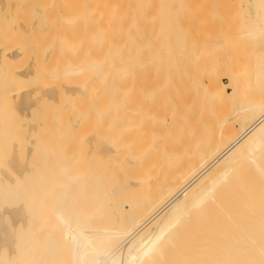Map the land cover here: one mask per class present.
Segmentation results:
<instances>
[{
	"label": "bare ground",
	"instance_id": "bare-ground-1",
	"mask_svg": "<svg viewBox=\"0 0 264 264\" xmlns=\"http://www.w3.org/2000/svg\"><path fill=\"white\" fill-rule=\"evenodd\" d=\"M5 1L9 3V1ZM24 1H26V4H29L28 1L30 2V0ZM32 1L35 0H31V2ZM72 1L76 0H63V3L67 5H63L62 2L59 1L63 5L61 8V4L59 5L58 2L57 5H59V8H63V10H67L66 12H68L66 15H64V11L59 12L64 15L63 18L68 19V17L72 16L74 14L73 12H75V10L72 11L73 8L75 9L77 6V8L79 7L81 9L85 3L80 0V3H84L79 6L76 2L71 4ZM86 1L89 2L90 0ZM100 1L103 3L102 8L100 3L93 4L97 2L96 0H93L91 4L94 6L100 5V10L103 9V7L108 9L109 12L107 15L105 14L107 18H104L105 16L102 12L100 14H102L103 17L99 14V19L97 17V20L96 16L100 11L95 13L96 10L94 9L98 7L93 8L94 6L90 3H88V6L86 4V7H83L85 9L82 10L85 11L87 7H91L93 12L90 11L95 14L94 18L96 19L95 21L93 17L91 18V16H93L91 13V22L92 19L93 22L102 21L103 25L105 23V27L107 26L111 29L107 30L106 27V29L103 30L105 27H101L102 23L97 22V24H101L99 33L101 32V34H103L104 31V36L107 31L112 33V30H120L121 24L119 23H121L122 20L124 21V18L122 15V17L120 16L118 10L120 6L123 7V5L131 7L134 0H99V2ZM6 2L4 4H6ZM41 2L43 1L41 0ZM41 2L39 4H41ZM242 2L245 4V9L243 11L247 22L246 24L248 25V30L245 35L255 40L258 38L264 40V0H242ZM22 3L24 5V2ZM45 3H50V1L47 0ZM51 3H53V5L55 4L54 1ZM77 3L80 4L79 2ZM135 3L136 2H134V4ZM20 4L17 3L14 7ZM7 5L8 4L4 7H9V5ZM57 5L55 4L54 6ZM42 6L44 5L42 4ZM54 6H52L50 10H53ZM35 7L37 8V6ZM18 8H20V6ZM40 8L38 7V9ZM43 9L45 12L44 15H46L48 10H45V8ZM54 9L56 10V8ZM128 9L126 12L129 15ZM14 10L15 9H13V11ZM82 10L79 11L80 13L77 11L76 14H84L85 16L88 13V9L84 13ZM5 11L7 10H4V12ZM17 11L18 10L14 13ZM9 12L11 13V11ZM9 12L7 11V13ZM56 12H58V10ZM69 12L72 15H70ZM123 12L126 13L124 9ZM57 16L58 15H56V17ZM80 16H74L78 19L72 16L74 19L73 21L75 22V20H77L79 24L72 22V17H70L69 21L81 27L80 23L84 22L86 16L83 20L80 19ZM103 18L105 20H103ZM90 19L89 17L87 18L89 22ZM120 19L121 22H119ZM95 22L92 24V27L94 25L96 28L97 24L95 25ZM126 22H124V24ZM85 23L86 25L88 24L87 21H85ZM61 25H63V22ZM61 25L58 26L61 27ZM74 25L72 26L74 27ZM23 26H26L25 22ZM64 27L66 28L64 29L65 32V30L71 26L68 28L67 26ZM78 27L75 28L78 29ZM72 29L71 27L68 30L72 32ZM80 29L81 28H79V30ZM101 29L103 31H101ZM118 30L116 34H109L119 36L113 41L111 39L108 40L106 35L102 38L100 34L98 37L99 39L100 37L101 40L104 38L107 39L103 41L99 40L103 43V45H101L102 47H98L100 43L96 45V41L93 42L91 47L90 44L92 42L90 44L87 43L82 36H85L86 32L79 34L84 38L81 39V41L89 45L85 44L87 50L84 52H86L87 55L82 53V56L85 55V58L81 56V53L78 54L80 47L83 48L84 46L79 47V45H81L80 38H78L79 42H77V38L75 37L77 32H74L75 34L71 33L74 37H72L73 39L71 38L73 41L71 39H69V41L71 40L74 43L77 42L75 47L76 45L78 47L77 50H73L71 47V51H78L77 54L74 52V55L76 54L75 56L79 55L82 57L79 61L77 60L79 63H76L77 65L71 64V62L73 63L75 60H72L75 56L73 55L72 57L68 55V58L70 57L72 61L68 60L71 61L70 66L66 67L68 62L65 63L66 60H62L63 58L61 55L67 50L62 51L61 54V51L58 52L60 50L59 48L57 51L58 54L55 55L58 56L61 54V58L59 59L67 65L65 66L63 63L62 65L65 67L60 65L61 68H58L59 65L57 66V64L59 63L55 60L54 63L57 67L52 66L51 68L53 70V67H56L54 71L49 68L48 70L44 69L45 72L36 71L37 73H34V78L30 80L32 85H26V82L25 84H16V82L22 80V78L32 77L34 75H31L33 71L30 70V68L29 70L31 73L25 69L19 71V69L16 68L18 69V71H16L15 68H11L16 72L10 70V73H12L8 75L7 96L10 100L18 104L20 116L27 118L31 115V108L28 105V101L30 97H34L33 94H37L36 91L38 94L41 93V95H39L46 98V100L53 99L54 96L58 97L61 106H66L67 109H72L73 103L74 108L72 110L75 113L72 116L75 117H72V119L70 117L71 120L69 121H72V123L70 124L66 121V124L68 123V127L72 125L70 131L74 129L78 135L75 134L76 132H73L75 136L72 133L74 139L72 138L73 141H71V143L69 140L61 138V140L63 139L66 142L62 140L63 143L60 142L59 146L60 144L67 143L66 146H69L70 150H73L74 148L71 149V147L74 143L73 146L81 145L82 147L84 145V148H82L85 150V146L87 148L90 145L87 151H89V153L93 151L96 154L100 151L99 156L97 154L100 160L97 159V156L95 160H99L100 162L102 160L103 164H101L102 168L100 167L101 169L99 172L97 170L92 173L91 169L88 167L90 172H83V174L80 169L74 172L75 169L77 170L78 165L77 167L73 165L74 168H72L70 164L71 161L69 162L63 157L64 161L61 162L60 160V162L65 163L67 161L69 162L67 165H65V163L62 167L61 163V165L55 163L58 165L60 171L62 169V175L60 174V176L56 178V174H50L54 177L56 175V180L53 176L51 178L55 181L49 179L50 182L45 181V183H41L40 181V183H31L30 187L36 188V192L32 189L34 192L33 197L25 199L23 196L22 199H20L12 196L6 200L3 198L0 200V223L3 218H9L11 220L10 228L12 227L13 229L23 231L26 230L28 233L32 234V236H35V244H38L41 250L54 251V254L50 253L48 257H53L54 255V257L59 259L58 264H61L60 258L63 255L62 252L66 249L63 244H70L74 241L73 239H69L68 235L70 233L67 232L68 229L74 227H84L83 236L80 241L82 243V254L80 260L76 264H264V100L255 99L252 103L250 102L247 104L251 120H249L247 124H245L246 122H241L239 128L235 132L232 129V124L228 122H224L222 129L219 131H214L210 123V125L205 124V126H199L201 128L199 130H193L192 136H189V133H183L187 121H185L184 111H179L177 108L178 105L195 101V99H201L199 103L202 104L201 107L204 109V116L212 115V107L216 102L227 103L230 99V94L226 89L230 87L232 83L231 75L226 74L229 84L224 85L220 80H217L216 73L202 72L200 74H205L207 76V84L206 86H201L203 83L197 81L199 75L197 78L193 75L194 79L193 77L192 79L194 81H190L187 79L190 76H184L186 73L182 71V69L168 68L165 71L155 72L151 69V64L153 62L151 52L155 49L153 45L156 41L159 44L162 43V38L156 39L153 43L151 35L155 33H152L153 30H151L152 32H150L149 35L151 42L132 49H125L124 43L122 44L118 39L121 38L122 34L121 31L118 32ZM67 32L70 34V31ZM48 34H50V32H48L46 36ZM71 34L66 40L71 37ZM155 36L156 35H154V37ZM74 38H76V42ZM98 38L94 37L92 40L98 41ZM58 39L56 40L58 41ZM0 40L2 42H0V56L2 57L0 60L3 61L1 62L3 65L5 63L4 60H9L13 63V60L17 59L15 54H19L18 50L23 49L18 45L16 46V44H14V46L11 44L10 46L12 47H8V38L2 37ZM4 41L6 45L3 44ZM50 42V44H53V47L55 42ZM2 44L7 47H2ZM70 44L71 42H69V45ZM69 45L67 44V46ZM93 45L96 47H93ZM166 46H168L167 50L171 55V58L168 57L169 63L175 67L174 61L181 60L180 57H175V53L182 50L183 47L178 45L175 41L171 44L167 43ZM53 48H55V46ZM90 48L94 50H89ZM71 51L68 54L71 53L72 55L73 53ZM89 51L96 53V55L94 53L93 58L100 52L98 56L102 54V57H99L101 60L97 58L98 61L93 63L94 59L92 60V56L91 59L90 56H88L91 54L88 53ZM54 52L53 49L51 55H53ZM86 56L89 59H87ZM32 58L34 59V57ZM77 58L78 57H76V59ZM86 59L89 61L92 60V64H90L91 62L88 64L89 61L87 62ZM80 60L85 63H80ZM31 61L33 62V60ZM35 61L34 63H36ZM32 62H30V64ZM34 63L32 64L34 65ZM24 64L28 66L27 61ZM29 66L32 67V65ZM6 67L7 66H5V69ZM20 67L25 68L24 65ZM47 67L49 66L47 65ZM130 68H133L132 72L134 75V82L132 84H130V73L128 71ZM38 70L40 69L38 68ZM4 80L6 81V79ZM36 82L37 85L34 86ZM193 83H196L194 88L188 87ZM140 87L145 89V91H143L142 95L138 98ZM190 88L193 89V91H190ZM132 95H136V102L134 105L129 103ZM37 96L38 95H36V97ZM64 103H67V105ZM26 109H28V112L25 113L24 110ZM165 112V118L164 116L162 118ZM143 115L146 120L144 118L138 119L139 116ZM129 118H131V120H129L131 123H127L129 122ZM24 126H26V124ZM30 127V129L35 130L39 126L31 125ZM84 128H90V130L88 129L86 133L82 130ZM81 130L82 132H80ZM140 131L144 132L145 136L148 138V143L144 144V151L142 153L136 152L134 149L136 147L135 142L140 140L141 136L137 135L136 138L134 137V144L131 143L129 139L127 140L129 134ZM27 132V134L31 133V131ZM83 132H85V134ZM260 137L263 138L262 142L255 146L256 139ZM27 138L31 139L33 137L28 135ZM45 138L46 137L41 140L44 141V144L45 140L49 137ZM189 138H192V141L188 140ZM3 141L4 140L0 137V143ZM47 141H50V138ZM67 141L70 145H68ZM30 142L33 143L32 141ZM47 143L51 145V143L46 142V144ZM56 145H58V143ZM95 146L96 148H94ZM44 147L48 146L44 145ZM81 147L77 149L79 150ZM91 147L93 150H90ZM161 147L162 149H160ZM181 148L184 150L189 148L190 150L182 156L176 157L177 154L181 153V151H179ZM53 149L54 147L51 150ZM56 149L55 147V150ZM95 149L97 150L94 151ZM49 152L48 154H50ZM54 152L56 153V151ZM60 152L58 154H60ZM73 152H76L75 149ZM45 154H47V152H45ZM76 154H73L71 157H75ZM100 154H102V159L100 158ZM39 158L37 160H40ZM72 158L70 159L72 160ZM77 158L80 160L82 156L80 155V157ZM92 158L94 159V157ZM14 159L13 156L11 162ZM73 159V162L77 161L76 158ZM56 160H58V158ZM49 161L48 159V164ZM50 162L52 163V160ZM73 162L72 164L75 163ZM77 162L79 163V161ZM240 162L246 163L245 165H235ZM6 163L9 164L10 162L8 163L7 161ZM247 163L251 165V167H246ZM46 165L44 164V166ZM56 165H53V170L49 171V173H54ZM241 166H245L248 169L247 177H243L235 172V168L237 167L239 169ZM13 170L12 172H14ZM8 172L10 171H6L5 168L0 169V182H6L12 179L10 178L11 176L14 177L13 174H10V176ZM15 173L18 174L17 171L14 172V174ZM10 184H13V182H10ZM53 189L55 190L53 191ZM55 191H57L58 194L62 193L66 197L63 195L60 196L61 194L56 195ZM50 192L51 194L52 192L55 194L52 196V199L50 197ZM29 194H32V192ZM56 196H60L61 198V200L59 198L58 204L64 197L66 199H64L65 202L62 201L61 204L58 205L59 207H56V204L54 208L53 205H55ZM78 196L79 198H77ZM76 199L81 200L80 204L77 203L78 201ZM55 209L57 210L56 212ZM12 236L13 233H10V236H8L10 248L11 245L14 246V244H16V240L13 239L15 236ZM243 236L245 238H242ZM13 241H15V243H13ZM49 243H52V245L54 244V246H51V244L49 245ZM12 249L11 250L14 252L13 247ZM14 264L31 263L21 262Z\"/></svg>",
	"mask_w": 264,
	"mask_h": 264
},
{
	"label": "rangeland",
	"instance_id": "rangeland-1",
	"mask_svg": "<svg viewBox=\"0 0 264 264\" xmlns=\"http://www.w3.org/2000/svg\"><path fill=\"white\" fill-rule=\"evenodd\" d=\"M7 1H9V3L6 2L5 0H1V2H0V38L5 37L6 39L7 38L9 39L10 43L7 42L8 47H12V46H14V44H16V46L18 45L23 50L20 49L22 51V54H21L20 50H18L19 54H17V53L15 54V57L17 58V59L13 60L15 62V64H14V62L11 63L12 61L4 60L5 63H8V62L9 63L8 64L4 63V65H3V63H2L3 61L0 60V137L4 140L2 143H0V145L2 144L0 146V169L5 168L6 171L7 170L10 171V172H8L9 175L13 174V176H14V177H12L10 175L11 176L10 178H12L13 180L9 179L10 181L8 180L6 182H4V181L0 182V200L2 198L5 200L9 199L12 196L13 197L15 196L14 198H20V199H22V197L24 196L23 198L29 199V198L33 197L34 192H36L35 187H33V188L30 187L31 183H38V182L40 183V181H41V183L42 182L45 183V181L50 182L49 179L51 181H55L56 178H58L60 176V174L62 175V169L60 171L58 169V165H56L55 163L60 164L61 162L64 161V158L69 162L71 161L70 164H71L72 168H74L75 166L77 167V165H78L77 170L75 169L74 172H76V171H78V169H80V170H82V172L81 171H79V172L88 173V171H89L88 167L91 169L92 173L96 172L97 170L99 172V170L102 168L101 164H103L102 160L100 162L99 161L100 159L98 157L99 153H100L99 150L101 148L99 146H97L100 148L98 150L99 153H97L98 156L93 151H90V152L91 153L93 152L94 154L93 153L91 154V153H89V151H87V150H89L90 145L87 148L85 146V150H84L83 149L84 145L82 146L83 147L82 148L81 145L77 146L75 144L77 146L76 147V146H73L74 143L72 142L73 144H72L71 149L74 148L76 152H73L74 149L70 150L69 146H66L67 143L66 144H60V146L62 145L61 147L64 148L65 150L62 149L59 146V143L60 142L63 143V141L66 142L65 140H69V142L71 143V141H73V139H74L73 138V134H74L73 132H76V130H74V129L72 131H70L72 125H69V127H68L67 126L68 123L66 124V121H68L70 124L72 123V121L70 122L69 120L72 119V117H73L72 115H74V113H75L72 110L74 108L73 103H72V109H67L66 106H64V107L61 106V103H60V100H58V97L54 96L53 97L54 100L53 99H50V100L47 99L46 100V98H43L42 96H40L41 93H39L40 94L39 95L38 92L36 91V93H37L36 95H38V96L36 97V95L33 94V96L36 98L30 97L29 101H28V103H29L28 105L31 108L30 109L31 115L27 118H24V117L20 116V114H19L20 108L18 107V104L15 103V101L10 100V98L7 96V93H8V91H7L8 90L7 89V79L9 77L8 75L11 74L12 72L18 71V69H19V71L20 70L23 71V69L28 70V71L32 70L33 73H31V71H30L31 75H33L34 73L36 74L37 73L36 71L45 72V70H48V68L51 69L52 66H56V64L54 63L55 60L57 63H59V64H57V66L59 65L58 68H61L60 65H62L64 63V62H62V60H66L65 63L68 62V65L64 63L65 66L67 65L66 67H69L70 62L74 59H75L74 60L75 62L73 61V63L71 62V64L77 65L79 63V62H77V60L79 61L80 58L81 59H82V57L85 58V55H87L86 52H84L87 50L86 49L87 46L85 44H87V43L90 44L92 42L90 44V46H91L93 44V42L96 41L95 44L97 45L100 43V45H98V47H100L101 45H103V43L100 41L107 40V39L108 40L111 39L113 41L119 36L109 35L111 32L107 31L105 34L107 39L104 38L103 40H101V37H100V39L98 38L101 34V32L99 33L100 25H101V24L99 25V23H102V21H97V22H99L98 24L95 21H96L97 17L99 19L98 15L100 13L103 12V14L105 16L104 18H107L106 15L109 12L108 9H106L105 7H103V9H101V10L99 9L100 5H101V8L103 6L102 1L99 2V0H96L97 2H95V3H93V0H90L89 2L86 0H82L85 3L84 2L80 3V0H76V1H72V3H71V4H73V2H76V4L79 6L84 3L83 6L81 7V9L78 7L79 11H81L82 9H85L83 7H86L85 6L86 4L88 6V3H90V4L91 3H93V4H96V3L99 4L100 3V5H98V6L97 5L94 6L93 4H91L94 6L93 8L98 7L97 9H94V10H96L95 13L100 11L97 13L96 19L94 18L95 14L92 13L93 11L91 10L92 9L91 7L90 8L87 7L88 13L86 12L87 14L85 15L86 17L88 16L90 19L91 13L93 14V16H91V18L93 17V19L95 20L94 21L95 25L97 24L96 28L94 25L92 27V24L94 23L93 19H92V22L90 19V22H91V26H90V22H89V20H87L88 17L86 18L84 16V14H80L83 17H81L79 15L80 12L78 11L77 6H76L77 9L76 8L72 9V11L75 10V12H73L74 14L72 13V11H71V13L73 15L70 14V12H69V14L72 15L73 17L74 16L75 17L80 16V19H82V20L84 17L86 18V19L84 18V22L82 21L83 23H80L81 27L79 25H78L79 27L76 26V24L78 22H77V20H75V22H74L73 21L74 19L72 16H70V17H72V22L76 23L75 25H74V23L69 21L70 17H68V19L63 18L64 15H66V13L68 14V12H66L67 10H63V8L60 9L61 7H63L64 4L67 3L66 1H64L66 3H63V0H49L50 3H47L48 6L45 3V2H47V0H42L43 2H41V0H38V2H37V0L32 1V2H31V0H30V2L27 0L29 4H26V1H24V0H22V1L20 0L21 2L18 0H16L17 2L15 0H7ZM52 1H54V3L56 5L58 4L59 1H61L63 5L61 4V2H59V5L61 4L60 8H59V5L54 6L55 4L53 5V3H51ZM5 2H6V4L9 5V7H7V8L4 7V6H6V4H4ZM22 2H24V5ZM40 2H41V4H39ZM69 2H71V1H69ZM77 2H79L80 4H78ZM134 2H136V3L134 4ZM17 3H19V4L21 3V4L16 6L17 7L16 8L14 6ZM36 3H37V5H36ZM2 4H3V6H2ZM42 4L44 6H42ZM76 4H74V5H76ZM33 5L37 6V8ZM74 5H73V7H74ZM19 6H20V8H18ZM23 6H24V8H23ZM52 6H54V8H56V10L54 8H53V10H50V9H52L51 8ZM38 7L39 8L41 7V8L38 9ZM57 7H58V9H57ZM121 7L122 6H120L118 12H119L120 16L121 15L123 16L124 21L122 20V22H121V19H122L121 18L122 16H121L120 17L121 19L119 21L121 23H119V24H121L122 29H121V26L118 25V26H120V28H119L120 30H118V29L117 30H118V32L121 31V33H122L121 38H118V39L122 42V44L124 43L123 45H125L124 46L125 49L126 48L132 49V48L138 47L139 45H142L145 43L148 44L149 42H151L149 39L150 32H152L151 30H153L152 33H155V34L151 35V38H152L151 40L153 43L156 39L158 40V39L162 38V43L159 44L156 41L155 42L156 45L155 44L153 45V47L155 49L153 52H151V55L153 56V62L151 64V69H153L155 72L165 71L168 68L169 69H171V68L182 69V71H184L186 74H188V75L185 74L184 76H186V77L190 76L189 78H187L190 81H194L193 80L194 77L197 78V76L199 75V78L197 79V81H199L200 83H203V85H201V86H206V84H207V76L205 74L204 75L200 74L202 72H204V73H207V72L216 73L217 80H220V82L223 83L224 85L229 84V80L227 79L226 74L231 75L232 83H231L230 87H228L226 89V91L230 94V99L227 103L216 102L212 107V111H213V112H211L212 115L204 116V109H202V107H201L202 104L199 103V101H201V99L200 100L195 99V101L185 102V104H183V105L182 104L178 105L177 108L179 109V111L180 110L184 111V115L186 118L185 121H187V124L185 125V129H184L183 133H186V134L189 133V136H192L193 130H195V129L199 130L201 128L199 126H202V125L205 126V124L210 125V123H211V125H212L211 127L213 128L214 131H219L220 129H222V125H224V122L225 123L228 122V123L232 124V129L235 132L239 128V124H241V122H246L245 124H247V122L249 120H251V116L249 115V108L247 107V104H249L250 102L252 103L253 101H255V99L264 100L263 99L264 98V40L261 38H258L255 40V39L245 35L247 30H248V25L246 24L247 22L245 20V14L243 11L245 9V4L242 2V0H134L131 7L130 6L128 7L126 5H123L122 8ZM12 8L15 10L13 11ZM35 8L39 11H37ZM43 8H45V10H48V13H46V15H44L45 12H44ZM128 8H131V9H128ZM87 9L85 11H87ZM123 9L125 12L128 9L130 16L127 14V12L124 13ZM4 10H7L8 12L11 11L12 14L10 12L7 13V11L4 12ZM16 10H18V11L16 13H14ZM57 10H58V12H56ZM77 11L79 12L78 14H76ZM82 11H83V13L85 12L84 10H82ZM59 12H63L64 15H62V13H59ZM120 12H122L128 16H125L124 14H122ZM55 14L58 16L56 17ZM100 16L103 17L102 14H100ZM104 18H103V20H105ZM58 19H60V20H58ZM75 19H78V18H75ZM125 19H127V20H125ZM58 21H59V23H58ZM68 21H69V23L70 22L71 23L69 24ZM85 21H87V23L88 22L89 23L86 25ZM126 21H128V22H126ZM24 22H25L26 26H23ZM62 22H63L64 26H67V28L69 26H71L73 28L72 32H71V30H68L71 27H69L64 32V29H66V28L63 25H61ZM124 22H126V23L124 24ZM27 24H29V25H27ZM58 25H61V27ZM72 25H74V27ZM104 25H105V23H104ZM104 25L102 23L101 27H103ZM75 27L76 28L78 27V29H76ZM106 27L103 28V30L106 29ZM114 27H110V28H114ZM61 28H63V29H61ZM79 28H81V29L79 30ZM82 29H83V31H82ZM108 29L109 28L107 27V30ZM74 30H76V31H74ZM103 30L101 29V31H103ZM109 30H111V29H109ZM67 31H70V34L77 32V34H75V33L74 34H75V37L77 38V42H79L78 38H80V44L81 45H79V47L84 46L83 48L80 47V49L78 50L79 51L78 54L81 53V56H82V53H85L84 56H82V57H80L79 55L75 56L78 51H74L76 53L75 55H74V52L71 51V47L73 48V50L74 49L77 50L78 47H77V45H76L77 48L75 47V44H77V42L75 40L76 38H74V41L76 43L72 42L73 41L72 37H74V35L71 34V37L68 38V40H66L67 37L70 36L69 32H67ZM116 31L112 30L111 34H116ZM46 32L47 33L50 32V34H48L46 36V34H47ZM63 32H64V34H63ZM82 32L83 33L86 32L85 33L86 35L85 36L82 35V36L85 38L84 41H86L87 43L86 42L83 43V41H81V39H84L83 37H81V35H79V34H82ZM95 33H97L98 35ZM104 33L105 32L103 31V34ZM103 34H101L102 38L105 36V35L103 36ZM57 35H58V37H57ZM118 35H120V34H118ZM154 35H156V36L154 37ZM64 36H66V37H64ZM86 36H87V38H86ZM93 36L95 38H98V41L97 40L93 41L92 40V39H94ZM50 37H52V38H50ZM60 37H64V38H60ZM146 37L148 38V40ZM49 38H50V40H49ZM54 38H55V40H54ZM56 39H58V41ZM69 39H71L72 41L71 40L69 41ZM61 40H62V42L64 40V42L62 43ZM50 41H52V43L55 42L54 46L56 49L53 48L54 46L52 47L53 44H50L51 43ZM65 41L68 45H69V42H71V44L69 45L70 48H69V46H67ZM174 41L176 43H178V45L183 47L182 50L175 53V57L181 58V60L174 61L175 65H176L175 67H174V65L172 66V64L169 63V58H171V55H170V52H168V50H167L168 46H166L167 43L171 44ZM0 42H1V40H0ZM4 42H3V44L6 45V42L5 43ZM11 44H12V46H10ZM5 45H3L2 47H4ZM7 46H5V47H7ZM48 46H50L51 48L54 49L55 52L53 53V55H51V52L53 49H51ZM85 46H86V48H85ZM107 46H108V44H107ZM93 47H96V46L93 45ZM98 47H97V49L99 51ZM13 48H17V47H13ZM59 48H60V50L58 51ZM17 49H19V48H17ZM65 50H67L66 51L67 53L64 52V54H62V51H65ZM68 50H70L73 54L72 55H71V53L68 54L70 52ZM89 50L93 51L94 49L90 48ZM57 51L58 52L61 51L62 55L59 54L58 56H56L58 54ZM101 52L103 53L102 49H101ZM88 53L93 54V55H91V54L88 55V56H90V59H91V56H92V60L94 59L93 63L98 61L97 58L99 59V57H102V54H101V56L100 55L98 56V54L100 52L97 54V56H95L96 59L93 58L95 52L92 53L89 51ZM20 54H21V56H20ZM47 55H48V57H47ZM60 55L63 58L62 60L59 59V58H61ZM68 55L72 56V57L74 55L75 57H73V59L71 60L70 57L68 58ZM95 55H96V53H95ZM18 56H20V57H18ZM29 56L34 57V59L32 57L30 58ZM49 56H50V59H49ZM53 56H56V57H53ZM36 57H37V59H36ZM76 57H78V58L76 59ZM1 58L2 57L0 56V59ZM86 58H87V56H86ZM21 59H22V61L26 60L28 62V64H27L28 66H26L24 64V63H26V61L22 62ZM30 59L33 60V62ZM57 59H58V61H57ZM87 59H89V58H87ZM16 60H17V62H16ZM28 60H30V61H28ZM37 60H39V61H37ZM68 60H71V61H68ZM99 60H101V59H99ZM34 61L36 63H34ZM88 61L89 60H87V62ZM91 61H89L88 64ZM30 62L34 63V65L32 63L30 64ZM60 62H61V64H60ZM81 62L82 61L80 60V63ZM83 63H85V62H82V64ZM90 64H92V62ZM23 65H24V67L26 66L27 68L26 67L25 68L20 67ZM29 65H32V67ZM47 65L49 67H47ZM5 66H7L6 69H5ZM65 66H63V67H65ZM11 68H15L16 71H14ZM16 68H18V69H16ZM29 68H30V70H29ZM38 68L40 70H38ZM55 68L53 67V70L52 69L51 70L54 71ZM10 70L12 71L11 73H10ZM56 70H58V69H56ZM128 71L130 73V84H132L134 82V75L132 72L133 68H130ZM35 74L32 77L22 78V80L17 81L16 84H18V83H24L25 84V82H26V85H29V84L32 85L30 80H32L34 78ZM193 75H195V76L193 77ZM192 77H193V79H192ZM4 79H6V81ZM36 85H37V82L34 84V86H36ZM195 86H196V83H193V84H190L188 87L194 88ZM143 91H145V89L140 87L138 98L140 97V95H142ZM190 91H193V89L190 88ZM135 102H136V95H132V97L129 100V103L131 105H134ZM64 104L67 105V103H64ZM28 107H26V108H28ZM24 112L25 113L28 112V109L24 110ZM165 115H166V112L163 113L162 118H163V116L165 118ZM70 117H71V119H70ZM143 118L145 119L144 115L138 117V119H143ZM129 120H131V118H129L128 121ZM127 123H131V122L129 121ZM25 124H26V126H24ZM31 125L32 126L38 125L39 127L35 130H32V129H30ZM84 129H82V130L85 132L86 131L88 132V129L90 130V128H88V129L84 128ZM82 130L80 132H82ZM27 131H29V132L31 131V133L27 134L28 133ZM91 131H93V130H91ZM85 132H83V133L85 134ZM75 134L78 135L77 132ZM75 134H74V136H75ZM28 135L32 136L34 139L33 138H31V139L27 138ZM38 135H40V136H38ZM71 135H72V137H71ZM80 135H81V133H80ZM137 135L141 136V139L135 142L136 147L134 149L136 152L142 153L144 151V149H143L144 144L148 143V138L145 136L144 132L140 131V132H136V133H131L127 136V140L129 139V141L134 144L133 141ZM162 136H163V134H162ZM39 137H42V138H39ZM44 137H46V138L49 137L50 141H47L49 138H47V139L45 138L46 140L44 139L45 140V144H44V141H41V140H43ZM61 138H65V140L62 139L63 140L62 141ZM29 140L32 141L33 143H31ZM188 140L192 141V138H189ZM262 140H263V138H261V137L257 138L255 141V143H256L255 146L260 144L262 142ZM46 142L51 143V145H48V143L46 144ZM69 142H68V145H70ZM35 143H37L38 145ZM57 143H58V145H56ZM139 143H140V145H139ZM42 144H43V147H42ZM44 145L45 146L47 145L48 147H44ZM51 146H52V148L54 147L53 150H51L52 149ZM55 147L57 148L56 150H55ZM78 147H81L82 149L80 148L78 150L77 149ZM94 148H96V146ZM189 148H187L186 150L181 148V150H179V151H181V153L177 154L176 157H180L184 153L188 152L190 150ZM30 149H31V151H30ZM97 149H95L94 151H96ZM160 149H162V147ZM45 150H47V151H45ZM90 150H93L92 147ZM54 151H56V153ZM58 151L59 152L61 151L60 154H58L59 153ZM85 151H87V152H85ZM45 152H47V154L49 152L50 153V154H48L49 156L47 154H45ZM42 153H44V154H42ZM76 153H78V154H76ZM63 154H64V156H63ZM73 154H76V156L73 158H76V160L79 161L80 165L77 161H74L75 163L72 161V160H74L71 157ZM79 154L82 156V158H80V160H79V158H77V157H80ZM86 154H87V157L89 156L88 158L86 157ZM58 155H59V157H58ZM91 155H93V156H91ZM100 155H101L100 158L102 159V154H100ZM9 156L12 158H10ZM13 156L15 159L12 161L13 162L12 163L11 160L13 159ZM51 156H52V158H51ZM56 156H57L59 161L56 160L57 159ZM96 156H97V159H99V160H95ZM39 157H41L42 159ZM92 157H94V159ZM38 158L40 160H37ZM47 158L50 161L52 160V163L49 161V164H48ZM70 158H72V160ZM43 159H44V161H43ZM60 160H61V162H60ZM86 160H88V161H86ZM7 161H8V163L10 162L12 164H10V163L7 164L6 163ZM29 161H31V162H29ZM67 161L65 162L66 164L61 163L62 167L64 166L63 164L67 165L69 163ZM72 162L74 164H72ZM35 163H37V164H35ZM46 163H47V165H46ZM76 163H78V164H76ZM245 163L240 162V163H237L235 165H242V164L245 165ZM40 164H42L43 168H45V169H43L42 165H40ZM44 164L46 166H49V167L44 166ZM7 165H8V167H7ZM53 165H56L55 167L57 170L54 168V173L53 172L49 173V171L53 170V167H54ZM73 165H74V167H73ZM249 166L251 167V165H249L247 163L246 167H249ZM22 167H23V169H22ZM246 167L241 166L239 169L236 167L235 172L237 174L243 176V177H247L248 176V173H247L248 169ZM9 168L12 170L14 169L13 171L14 172L17 171L18 174H16V173L14 174V172H12V170H10ZM42 169L44 172L45 171L46 172L44 173L42 171ZM55 170H56V172H55ZM46 173H48V174H46ZM22 174H23V176H22ZM50 174H53V175L56 174L57 177L55 175V177H56L55 178L53 175H50ZM49 176H50V178H49ZM52 176L55 178V180L51 179ZM15 177H17V178H15ZM46 177H48V178H46ZM10 182H13V184H10ZM27 184H29V185H27ZM32 189L34 190V192ZM54 190L55 189H53V191ZM57 191H55L56 195L58 194ZM30 192H32V194H29ZM53 193L54 192H52V194H51V192H50L51 199H52V196L55 195ZM30 195H32V196H30ZM58 195L62 196L63 194L59 193ZM60 196L59 197L56 196V198H58V199L55 198L56 202H55V205H53L54 208H55L56 204H57L56 207H59L58 205L61 204L62 201L65 202L64 199H66L65 198L66 196L63 195V196H65L64 198L62 197L63 200L60 201L59 204L57 203L59 201ZM77 198H79V196ZM60 200H61V198H60ZM76 200L78 201L77 203L80 204L81 200H79V199H76ZM56 211L57 210L55 209V212ZM3 219L0 223V264H14V263H21V262H26V263H31V264H58L59 259L54 257V255H53L54 258L48 257L50 253L54 254V251H48V250L43 251V250H41L40 247H38L39 245L35 244V241H34L35 236H32V234L28 233L26 230L23 231V230L17 229L18 230L17 231L16 229H13L12 227L10 228L11 220L9 218L6 219V217ZM11 230H12V232H11ZM67 232L70 233L68 235L69 239H71V240L73 239L74 241L71 242L70 244H67V243L63 244L66 249L63 250V252H62L63 255L60 258V260H61L60 263L61 264H76L80 260L81 254H82V243L80 241H81L82 236H83L84 227H81V228L80 227H74V228L68 229ZM10 233H13L12 237L15 236L13 239L16 240V244H14V246L11 245V248L9 246L10 244H8L9 243L8 236H10ZM244 236L242 238H245ZM13 243H15V241H13ZM50 244H51V246H54V244L52 245V243H49V245ZM12 247L14 248V252L12 251L13 250ZM26 248H28V249H26Z\"/></svg>",
	"mask_w": 264,
	"mask_h": 264
}]
</instances>
